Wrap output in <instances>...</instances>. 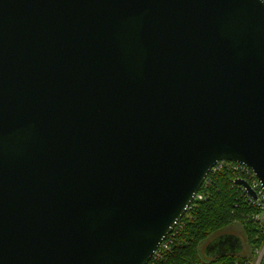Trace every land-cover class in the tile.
Wrapping results in <instances>:
<instances>
[{"label": "water", "instance_id": "water-1", "mask_svg": "<svg viewBox=\"0 0 264 264\" xmlns=\"http://www.w3.org/2000/svg\"><path fill=\"white\" fill-rule=\"evenodd\" d=\"M219 162L264 190V0H0V264H149Z\"/></svg>", "mask_w": 264, "mask_h": 264}, {"label": "trees", "instance_id": "trees-1", "mask_svg": "<svg viewBox=\"0 0 264 264\" xmlns=\"http://www.w3.org/2000/svg\"><path fill=\"white\" fill-rule=\"evenodd\" d=\"M233 180V173L227 169L209 172L198 192L203 198L193 201L180 220L181 228L169 252L149 264H251L254 251L264 244V224L253 219L256 208ZM235 224L242 227L247 253L204 257L202 244Z\"/></svg>", "mask_w": 264, "mask_h": 264}, {"label": "built area", "instance_id": "built-area-1", "mask_svg": "<svg viewBox=\"0 0 264 264\" xmlns=\"http://www.w3.org/2000/svg\"><path fill=\"white\" fill-rule=\"evenodd\" d=\"M222 169H227L228 171L233 173L234 175L233 182L235 185H237L236 182L240 180L245 181L249 185L250 189L255 194V198L249 196L243 187L239 185L238 187L248 197V201L250 202V204L256 208V211L254 212L253 215V219L260 224H264V190L261 187L260 183L255 178L252 171L240 164L231 163V162H219L214 167L211 168L210 172L212 174H215L216 172ZM202 198L203 196L197 193L193 201L201 200ZM180 224L181 223L179 221L176 227L171 232V234L167 236V238L161 243V245L155 251L151 259L153 260L154 263L161 260L164 256V253L169 252L171 245L173 244L174 239L176 238L178 231L181 228ZM263 258H264V244L261 246V248L256 249L254 251V259L252 260L251 264H262Z\"/></svg>", "mask_w": 264, "mask_h": 264}, {"label": "rangeland", "instance_id": "rangeland-1", "mask_svg": "<svg viewBox=\"0 0 264 264\" xmlns=\"http://www.w3.org/2000/svg\"><path fill=\"white\" fill-rule=\"evenodd\" d=\"M226 236L232 237L235 240V242H233V244H230L229 242L224 244L223 246L220 247V251L224 252V251L236 249V250H239L236 252L238 254L247 253L246 252V250L248 251V249L246 247L247 243H246L245 236H244V233H243L241 226L236 225V224L231 225V226L223 229L222 232L217 234L216 237L214 236L215 238H212L211 240L214 241L216 238L226 237ZM205 247H206V244H202L201 253H202V255H204V257L210 258L207 255L205 256Z\"/></svg>", "mask_w": 264, "mask_h": 264}, {"label": "flooded vegetation", "instance_id": "flooded-vegetation-1", "mask_svg": "<svg viewBox=\"0 0 264 264\" xmlns=\"http://www.w3.org/2000/svg\"><path fill=\"white\" fill-rule=\"evenodd\" d=\"M220 238V237H219ZM217 239V238H216ZM215 239V240H216ZM212 240H209V241H207V242H205L204 244H206V247H205V251H206V249L208 250L209 249V247H213V246H215V245H211L212 244ZM216 248L217 249H219V247L218 246H216ZM216 251V250H215ZM208 252V251H207ZM206 253V252H205Z\"/></svg>", "mask_w": 264, "mask_h": 264}]
</instances>
